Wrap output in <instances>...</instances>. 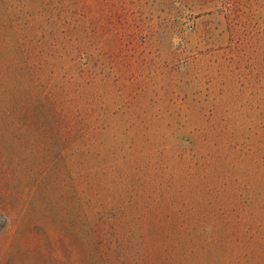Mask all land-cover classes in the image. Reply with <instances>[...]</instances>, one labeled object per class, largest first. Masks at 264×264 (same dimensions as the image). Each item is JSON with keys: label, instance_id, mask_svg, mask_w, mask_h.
Listing matches in <instances>:
<instances>
[{"label": "rangeland", "instance_id": "374dc122", "mask_svg": "<svg viewBox=\"0 0 264 264\" xmlns=\"http://www.w3.org/2000/svg\"><path fill=\"white\" fill-rule=\"evenodd\" d=\"M0 264H264V0H0Z\"/></svg>", "mask_w": 264, "mask_h": 264}]
</instances>
